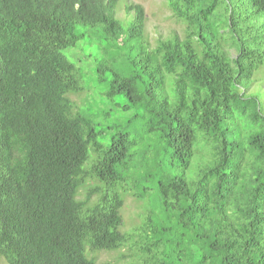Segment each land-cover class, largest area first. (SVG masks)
Returning <instances> with one entry per match:
<instances>
[{
	"label": "trees",
	"instance_id": "16d2710c",
	"mask_svg": "<svg viewBox=\"0 0 264 264\" xmlns=\"http://www.w3.org/2000/svg\"><path fill=\"white\" fill-rule=\"evenodd\" d=\"M117 3L0 0V262L264 264V0Z\"/></svg>",
	"mask_w": 264,
	"mask_h": 264
},
{
	"label": "rangeland",
	"instance_id": "374dc122",
	"mask_svg": "<svg viewBox=\"0 0 264 264\" xmlns=\"http://www.w3.org/2000/svg\"><path fill=\"white\" fill-rule=\"evenodd\" d=\"M139 5L142 7L144 13L146 14V35L149 40H153L158 36L162 38H166L171 32L176 34H181L183 27L177 26L169 19V13L166 10L165 5H163V0H118L116 9H115V18L121 23L122 27H125L129 16H126L125 8L128 6ZM243 14V13H242ZM262 32L264 30L260 29ZM264 48V44H263ZM69 51H64L63 55L68 56ZM77 54V52H76ZM90 81V83H83V85L90 90L89 101L95 102L98 97L95 95L97 89H92V76L91 74L85 78V82ZM250 86L248 88L247 94L255 96L258 98L259 104L262 108V112L264 113V61L263 65L256 70L252 77L250 78ZM114 103L120 104V99L115 98ZM238 114L233 111L231 121L237 122L239 120ZM243 118L240 122V125L244 127L247 120ZM244 138V134L242 135ZM124 206L120 210L121 217L123 216L125 226L124 230H129L133 227V223L131 219L136 218L141 214L140 204L137 205L134 200L131 198L124 199ZM115 254H102L97 258V264H104L108 262L109 264H116L114 261ZM0 264H3L0 262ZM118 264H126V262H120Z\"/></svg>",
	"mask_w": 264,
	"mask_h": 264
}]
</instances>
